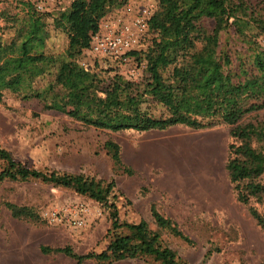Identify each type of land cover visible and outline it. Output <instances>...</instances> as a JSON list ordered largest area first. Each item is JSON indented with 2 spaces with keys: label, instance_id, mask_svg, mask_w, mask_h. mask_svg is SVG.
Listing matches in <instances>:
<instances>
[{
  "label": "trees",
  "instance_id": "trees-1",
  "mask_svg": "<svg viewBox=\"0 0 264 264\" xmlns=\"http://www.w3.org/2000/svg\"><path fill=\"white\" fill-rule=\"evenodd\" d=\"M10 1L21 5L22 14L10 19L11 38L0 40V99L3 91L11 88L20 99H36L43 110L60 108L86 127L111 132L159 131L177 124L191 129L229 125L226 177L235 199L248 207L264 230V118L257 114L264 110V0L262 5L250 0H157L147 21L148 31L154 36L144 50L132 52L136 62L145 59L139 82L122 75L114 61L95 59L88 70L78 61L99 20L125 0H70L66 8L54 13L37 11L27 0ZM4 15L0 7V17ZM46 17H51L53 29L66 37L60 53L45 51ZM204 19L213 22L210 30L202 26ZM230 29L237 47L220 41L221 33ZM195 81L208 88L206 95H190V85ZM253 113V118L242 121ZM101 147L113 173L133 174L121 163L116 142L107 139ZM2 179L69 189L112 209L105 234L108 240L99 252L78 254L68 245H40L42 254L60 253L74 264H113L127 259L186 264L162 242L161 234L187 245L193 241L153 205L149 206V214L155 230L143 219L118 220L114 204L109 201L115 186L112 177L104 180L28 167L0 148ZM254 203L263 206L262 212ZM4 206L12 218L38 219L31 207L8 202Z\"/></svg>",
  "mask_w": 264,
  "mask_h": 264
},
{
  "label": "rangeland",
  "instance_id": "rangeland-1",
  "mask_svg": "<svg viewBox=\"0 0 264 264\" xmlns=\"http://www.w3.org/2000/svg\"><path fill=\"white\" fill-rule=\"evenodd\" d=\"M88 1V0H84ZM147 1L153 12L157 0ZM261 4V0H250ZM70 0H53L45 11L66 8ZM130 0L105 15L122 8ZM262 5V4H261ZM4 17H0V40L13 35L11 18L22 14L21 5L2 1ZM210 30L213 22H201ZM45 51L57 54L64 50L66 37L53 29L46 17ZM232 29L221 33V43L237 47ZM154 35L146 32L140 41L144 50ZM135 58V57H134ZM78 61L92 64L84 50ZM136 62V60H134ZM137 63L134 82L143 76L145 59ZM106 76V73H103ZM208 88L201 82L190 85V95L202 97ZM156 112L159 107H153ZM264 118V110L258 111ZM254 113L243 118V122ZM230 126L219 124L205 129H191L177 124L164 130L111 132L86 127L70 119L62 109L43 110L36 99H20L11 88L0 99V148L28 167L59 172L82 173L115 182L113 197L119 221H146L155 230L149 214L153 205L163 216L172 219L188 236L192 245L161 234L162 242L173 249L186 264H264V230L250 215L248 207L235 199L224 170ZM113 140L120 147V160L132 169L128 176L113 173L111 161L102 143ZM28 206L37 221L12 218L4 203ZM262 212L263 206L254 203ZM82 211H81V210ZM112 209L69 189L52 187L37 181L0 180V264H74L60 253L42 254L40 245H68L78 254L99 252L108 236ZM54 215V220H49ZM80 219L81 224H76ZM210 250V251H209ZM209 254L206 255V252ZM82 264H96L85 261ZM113 264H156L149 259H127Z\"/></svg>",
  "mask_w": 264,
  "mask_h": 264
},
{
  "label": "built area",
  "instance_id": "built-area-1",
  "mask_svg": "<svg viewBox=\"0 0 264 264\" xmlns=\"http://www.w3.org/2000/svg\"><path fill=\"white\" fill-rule=\"evenodd\" d=\"M27 1L32 3L37 11L44 12L53 0ZM152 14L153 9L149 2L130 0L112 14L103 16L98 22L97 30L90 36L88 46L84 49L85 54L89 55L93 62L95 59L116 62L121 74L134 80L138 70L132 52L140 49V41L148 31L147 21ZM80 65L86 70L93 68V63L86 61H80ZM49 220H54V215H50ZM75 222L78 225L82 223L80 219Z\"/></svg>",
  "mask_w": 264,
  "mask_h": 264
}]
</instances>
